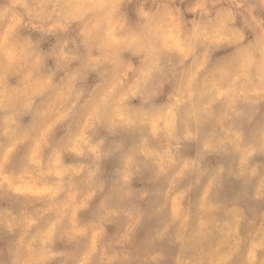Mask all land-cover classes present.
Here are the masks:
<instances>
[{
	"label": "clouds",
	"instance_id": "clouds-1",
	"mask_svg": "<svg viewBox=\"0 0 264 264\" xmlns=\"http://www.w3.org/2000/svg\"><path fill=\"white\" fill-rule=\"evenodd\" d=\"M0 264H264V0H0Z\"/></svg>",
	"mask_w": 264,
	"mask_h": 264
}]
</instances>
